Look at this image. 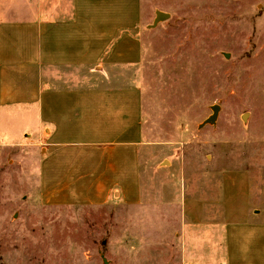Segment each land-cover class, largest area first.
<instances>
[{"label":"rangeland","instance_id":"374dc122","mask_svg":"<svg viewBox=\"0 0 264 264\" xmlns=\"http://www.w3.org/2000/svg\"><path fill=\"white\" fill-rule=\"evenodd\" d=\"M143 9V203L45 206L40 149L0 139V264H191L180 238L184 187L208 199L224 170L235 172L227 204L244 208L252 189L250 207L262 212L229 229L226 258L249 225L264 238V0H143ZM158 12L170 17L153 27ZM214 106L216 123L204 125ZM254 248L239 245L241 259L263 263L264 244Z\"/></svg>","mask_w":264,"mask_h":264},{"label":"crops","instance_id":"0c3cea01","mask_svg":"<svg viewBox=\"0 0 264 264\" xmlns=\"http://www.w3.org/2000/svg\"><path fill=\"white\" fill-rule=\"evenodd\" d=\"M143 10V0H0V139L23 138L40 149L36 179L45 206L143 203V46L136 33ZM233 173H221L208 199L196 185L184 187V262H258L238 251L250 240L254 251L263 249L257 225L234 235L226 258L229 229L262 215L250 207L252 189L244 208L227 204L226 175Z\"/></svg>","mask_w":264,"mask_h":264},{"label":"water","instance_id":"95a60500","mask_svg":"<svg viewBox=\"0 0 264 264\" xmlns=\"http://www.w3.org/2000/svg\"><path fill=\"white\" fill-rule=\"evenodd\" d=\"M169 17H170L169 14L158 12L157 13V17H156V19L154 21L153 27H156L160 22L169 19ZM220 110H221L220 106H214L213 107V112H214L213 115L204 123V125L216 123V121L218 119V116H219ZM104 264H109V262L107 260H105Z\"/></svg>","mask_w":264,"mask_h":264}]
</instances>
